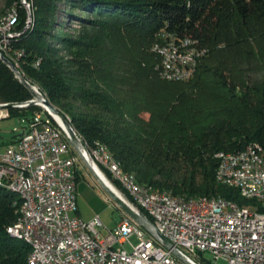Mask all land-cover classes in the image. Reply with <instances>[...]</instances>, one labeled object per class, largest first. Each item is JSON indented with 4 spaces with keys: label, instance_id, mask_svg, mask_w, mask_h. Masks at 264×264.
I'll list each match as a JSON object with an SVG mask.
<instances>
[{
    "label": "trees",
    "instance_id": "obj_1",
    "mask_svg": "<svg viewBox=\"0 0 264 264\" xmlns=\"http://www.w3.org/2000/svg\"><path fill=\"white\" fill-rule=\"evenodd\" d=\"M7 1L16 5L22 30L20 0ZM30 1L34 23L12 40V63L68 119L87 151L104 148L125 174L154 192L185 200L221 198L255 209L236 189L216 182L215 155L249 146L264 152V80L253 82L245 75L241 67L255 56L240 51L250 43L260 57L256 39L264 30V0ZM226 4L234 23L224 47L212 50L206 65L198 62L191 79L163 80L152 49L160 37L156 33L172 32L195 43L193 37L202 35L199 26L212 19L219 24L217 13ZM64 22L83 31L78 37L63 34ZM31 99L0 60V103ZM37 111V106L8 109L9 117L28 122ZM79 179L76 172V184ZM14 200L15 193L0 187V264H28L29 245L7 233L17 218Z\"/></svg>",
    "mask_w": 264,
    "mask_h": 264
},
{
    "label": "built area",
    "instance_id": "obj_2",
    "mask_svg": "<svg viewBox=\"0 0 264 264\" xmlns=\"http://www.w3.org/2000/svg\"><path fill=\"white\" fill-rule=\"evenodd\" d=\"M22 7L25 11L22 30L18 29V12L13 20H6L0 27V44L6 48H11L13 33H20L26 27L25 0ZM170 34L161 30L159 35ZM169 66L181 68V62ZM31 100L12 103L11 107L0 103V120L9 118V108L38 106L30 105ZM51 119L35 113L22 135L0 153V187H14L29 198L26 225L7 228V232L23 234L34 241V263L184 264L126 215L112 230L104 228L97 218L89 222L80 218L76 202L78 158L71 154L69 139L62 128ZM253 154L258 152H231L230 161L217 162V166L225 174H232L226 173V166L252 165L243 164V157ZM96 158L100 167L118 183L121 178L113 176L103 157ZM240 180L241 187L249 188H254V180H262L264 192V174L255 173ZM121 189L130 198L129 205L138 213L141 209L146 216L140 214L145 218L149 217L153 231L160 238L167 240L177 253L178 248H185V255L180 256L190 264H264V222H251L248 215L223 210L161 206L159 201L148 203L143 195L133 194L129 183ZM132 238L135 244L130 242ZM125 244L131 247L130 251L116 248Z\"/></svg>",
    "mask_w": 264,
    "mask_h": 264
},
{
    "label": "bare ground",
    "instance_id": "obj_3",
    "mask_svg": "<svg viewBox=\"0 0 264 264\" xmlns=\"http://www.w3.org/2000/svg\"><path fill=\"white\" fill-rule=\"evenodd\" d=\"M24 2V1H23ZM22 2V5H23ZM26 10V27L20 33H13V40L17 38L24 31L29 29L33 25V17L30 12V4L25 2ZM17 15L15 10L7 13L5 16L0 18V27L6 23V20H13ZM174 36V35H172ZM164 38V39H163ZM163 42L156 44L153 47L154 54L158 55L160 58V72L161 78L167 81L173 82H183L189 80L197 66V57L199 54L197 49L192 48V42L188 38H173L170 35L162 36ZM161 40V39H160ZM157 41V40H156ZM158 43V44H157ZM190 47V48H189ZM192 47V48H191ZM5 58L9 62H14L15 60L10 55V48H6L5 44H0V58ZM15 58V57H14ZM172 62H181V68H176V66H169ZM189 62H191L189 66ZM13 64V63H12ZM14 65V64H13ZM15 66V65H14ZM16 67V66H15ZM38 90V89H37ZM34 100L38 106H42L39 101V95L34 91ZM45 108V107H44ZM46 110V109H45ZM55 120L61 125V121L58 117H54ZM240 152H258V154H253V156L243 157V164H252L246 166L242 165H230L226 166V173L217 168L215 174V180L218 184L231 187L236 189L239 195L249 201L255 203V209L252 208H241L230 201H226L221 198H194L190 200H185L181 197H173L166 192L157 193L151 189L138 185L133 178V176L125 174L119 167V165L110 157V155L105 151L104 148L99 147V149L94 152L96 156L103 157L104 164L109 166L113 172V176H117L118 184L121 187H128V183L133 187V194L143 195L145 201L148 203L161 202V206H177L181 208H206V210H223V212L231 214H245L249 216V221L251 222H264V192L262 193V180H254V188L241 187L240 179H248V176H253L255 173L264 174V152L257 151L252 146L247 147L245 150ZM84 154L89 164L94 167L98 176L102 181L114 191L110 184L104 179L100 171L96 168L93 162L89 159L87 153L81 150ZM218 164H226L230 161V153L220 152L215 155ZM7 190L15 193L17 195V200L12 202V206L16 208L17 218L13 226L9 229H18V227H24L27 222V214L29 211V198L25 193L14 189V187H7ZM115 192V191H114ZM116 193V192H115ZM117 194V193H116ZM118 195V194H117ZM119 196V195H118ZM257 209H261L259 212ZM10 236L16 239L24 241L30 247V253L28 256V264H35L34 258L36 255V244L29 236L19 234L16 232H7ZM179 255H185V248H178Z\"/></svg>",
    "mask_w": 264,
    "mask_h": 264
},
{
    "label": "rangeland",
    "instance_id": "obj_4",
    "mask_svg": "<svg viewBox=\"0 0 264 264\" xmlns=\"http://www.w3.org/2000/svg\"><path fill=\"white\" fill-rule=\"evenodd\" d=\"M23 1L24 0H20L21 5ZM146 1H154V0H146ZM25 2L27 1L25 0ZM27 3L30 4V12L33 17L32 12H34L35 8L30 0H28ZM15 6H16L15 4H9L7 0H0V17L1 16L3 17L4 14L6 15L7 13H10L12 10L16 11ZM60 8L62 9L63 5L60 6ZM222 10L217 13V18L222 16L221 17L222 20L221 22H219V24L215 23V20L212 19L209 22H207L205 25H203V28L199 26L200 30H202V35L200 39L190 35L191 37L195 38L197 41L194 43L195 45L192 44V47L194 48L191 47L194 50L197 49V52L199 54V57H197L198 58L197 65L198 62H201L202 64L206 65L207 62L206 60H209L210 56H212V53L210 54V52H212L213 50L214 53L215 51L217 52V49L223 48L224 43L226 42V40L228 41V39L231 36L232 33L231 28H233L232 26L234 23L231 7L228 4H226L225 8ZM33 23H34V19H33ZM64 24H66L65 28L63 30L62 29L59 30V32H62L63 34H66L68 36L78 37L80 33L83 31V28L79 27L78 24L74 22H69V23L64 22ZM56 31H58V29H56ZM160 32L161 31H158L156 35L160 34ZM170 36L173 38H177L175 34H170ZM163 39L162 36H160L157 42L159 43L160 41V43H162ZM210 41L218 42V43L212 45ZM229 41L231 42L232 40ZM256 43H258L257 45L260 48V53H261L260 57L261 59L263 58L264 60L263 28L259 29V34L257 36ZM227 46L230 47V45ZM232 48H234V46L231 47V50L233 51L237 50ZM240 49H241L240 51L245 50L246 52H249L251 50L255 56L254 59H251V61L248 62L247 66L241 67L243 68V70H245V75L253 82L263 81L264 64H262L259 61L260 57L256 55L257 50L255 49V47L249 43V45L242 46V48L240 47ZM15 50H19V49H15ZM228 50L225 49L226 53L228 52ZM158 72L160 75L161 72L159 67H158ZM237 92L239 93L240 91L237 90ZM37 107L40 109V112L37 111L36 113H40L42 116H46L45 112H43V109L39 106ZM141 116L144 119L148 118L147 113H144ZM27 126H28L27 118L20 117L17 115H13L12 117L0 120V153L5 149V147H7L8 144L11 143L12 140L15 139V137L22 134ZM68 144L71 154H73L78 158L77 169L80 173V179L76 186V202H77V208L80 218L85 222H89L97 218L100 221V223L104 226V228L108 230H112L120 222L122 216H124L125 213L113 202V200L103 190V188L94 178V176L91 174L87 166L84 164L83 160L81 159L77 151L71 146L70 143ZM84 150L86 151L89 159L90 160L92 159L91 161L93 162V164L96 166L98 171H100L101 175L110 184V186L114 189V191L120 197H122L128 204H131V201L123 194V192L113 184L111 178L106 176L104 170L100 167L97 161L96 155L92 152L87 151L85 148ZM99 230H101L102 234H105V231H103V229H99ZM130 242L132 244L136 243L134 238H132ZM116 248L124 249L126 251L131 250V247L128 244H125L123 246L116 245ZM217 264H224V263L218 262Z\"/></svg>",
    "mask_w": 264,
    "mask_h": 264
},
{
    "label": "water",
    "instance_id": "obj_5",
    "mask_svg": "<svg viewBox=\"0 0 264 264\" xmlns=\"http://www.w3.org/2000/svg\"><path fill=\"white\" fill-rule=\"evenodd\" d=\"M1 61L8 66V68L12 71L14 76L19 80V82L28 90V92L32 96V100L30 101V105H37L34 98L35 94L34 91H36L39 95V101L45 107L47 113L51 118L55 121V123L62 128L64 133L69 139V142L71 146L77 151L81 159L83 160L84 164L87 166L91 174L94 176V178L97 180V182L100 184V186L103 188V190L108 194V196L113 200V202L125 213L126 216H128L130 219H132L137 225H139L143 230L148 232L150 235H152L155 239H158L161 241L162 245L168 249L171 250L172 253L184 264H190L187 260L182 258L176 250L173 249L172 245L165 239L160 238L154 231H153V225L152 223L145 218L140 213L136 212L122 197L118 196L113 190H111L98 176L93 166H91L84 156V154L81 153V150L86 153L84 150V147L72 129L70 122L68 119L56 108H54L45 98L44 96L37 90L36 87L30 85L25 78L22 76L18 68H16L11 62H9L7 59L3 58ZM12 104H9L8 107H11ZM54 117H58L61 121V125L58 124V122L55 120ZM20 134L19 136H21Z\"/></svg>",
    "mask_w": 264,
    "mask_h": 264
},
{
    "label": "crops",
    "instance_id": "obj_6",
    "mask_svg": "<svg viewBox=\"0 0 264 264\" xmlns=\"http://www.w3.org/2000/svg\"><path fill=\"white\" fill-rule=\"evenodd\" d=\"M77 186V185H76Z\"/></svg>",
    "mask_w": 264,
    "mask_h": 264
}]
</instances>
